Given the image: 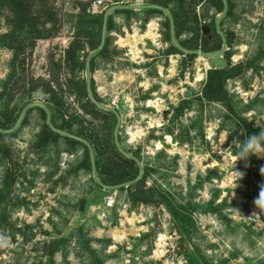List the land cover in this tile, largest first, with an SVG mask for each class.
Wrapping results in <instances>:
<instances>
[{
    "label": "rangeland",
    "instance_id": "rangeland-1",
    "mask_svg": "<svg viewBox=\"0 0 264 264\" xmlns=\"http://www.w3.org/2000/svg\"><path fill=\"white\" fill-rule=\"evenodd\" d=\"M236 1L238 20L233 23L231 17H227L223 24H219L222 33H233V44L231 47L226 45L225 50L232 51V64L251 58L258 50H264V0ZM77 2L49 0L43 8V14L50 10L57 13L58 30L51 37L38 39L25 58L24 79L37 89L24 101L47 102L48 95L43 88L52 73H56L54 62L64 59L65 49L72 41ZM126 2L146 4L145 0H123L121 3ZM104 3L101 10L111 8L109 0H104ZM202 4L196 5L199 14L203 10ZM170 6H174V2ZM171 7L167 10L170 11ZM134 9L138 17H133L129 23L124 16L115 15L122 32H111L112 46L120 53L112 62L105 61L90 74L97 93L103 98V103L120 114L119 128L124 144L133 147L140 144L146 160H153L160 149L166 151L167 169L159 181L179 200L188 194V181L194 183L198 176H205L208 169L217 172L210 182L205 181L203 187L196 190L195 195L196 201H205L212 196L213 189H218L217 201L226 199L222 211L228 215V222L215 213L194 212L198 227L194 241L208 258L215 261L226 259L225 264H247V257L264 259V197H259L264 180L258 177H253L250 182L244 180V162L236 158L238 147L234 146L239 131L229 140L228 132L219 128V109L222 106L215 102L205 107L206 116L210 113L213 116L203 121L204 139L197 135L192 142L178 143L163 131L169 123L165 112L177 105L190 87L198 90L202 86L209 68L207 58L200 53L192 60H183L184 55L180 53L166 56L169 41L163 39L162 21L168 14H156L143 25L141 8ZM209 12L210 15L214 13L215 17L219 15L213 9ZM6 14L8 11L0 10V34L8 30ZM202 25L207 23L203 22ZM185 37L183 33L181 38ZM11 57V50L0 46V82L9 72ZM67 74L66 69L60 70L61 79ZM227 87L242 104L250 103L252 109L244 115L254 126L258 128V124H264V55L259 59L257 69L249 68L240 77L228 79ZM64 97L78 109L74 96L65 94ZM114 99L116 101L113 103ZM193 114L194 110L186 111L182 120L187 122ZM170 115L171 112L168 117ZM29 116V121L13 138L15 157L26 177L20 175L11 192L21 204L10 212L14 227L0 229V264H67L62 251H57L53 262H50L42 249L43 243L51 237L66 236L81 225L88 237L111 239V244L106 248L111 256L106 259V264H185L178 249L174 223L163 205L140 204L131 207L125 199V191L116 188L94 187L89 192L92 185L90 174L83 171L78 175L65 176L77 155L63 150L59 156L60 168L51 175L54 162L48 156L55 154V150L36 149L34 142L41 118L36 110H32ZM152 133L158 138H154ZM176 154L179 157L177 165L173 166L171 161ZM251 166L253 171L264 174V170H261L264 157H255ZM2 169L3 164L0 163V179ZM152 179L147 178V185L151 184ZM81 197H85L86 201L83 209L79 204ZM258 198L260 203L255 205L254 201ZM64 215L67 217L66 223H63ZM55 224L60 228V233ZM26 225H30L34 232V237L27 241L23 232L30 235L31 228ZM19 228L22 230H15ZM150 231L154 232H151L153 239L145 238L144 243L134 246L138 237ZM151 239L152 249L146 252V241ZM92 245L99 248L101 244L93 241ZM67 247L68 264H82L77 254L82 249L74 242Z\"/></svg>",
    "mask_w": 264,
    "mask_h": 264
},
{
    "label": "trees",
    "instance_id": "trees-1",
    "mask_svg": "<svg viewBox=\"0 0 264 264\" xmlns=\"http://www.w3.org/2000/svg\"><path fill=\"white\" fill-rule=\"evenodd\" d=\"M48 1L0 0V10L8 11V14L5 15L8 30L0 34V46L8 48L12 52L9 72L0 82V163L3 164V173L0 179V229L14 227L10 220V212L21 202L18 198H14L11 192L19 176L26 177L19 160L15 157L13 138L19 129L29 121L30 112L36 110L40 114L41 123L34 146L42 151L55 150V154L51 153L48 156L54 162L51 175L60 168L59 156L62 150L76 154L75 161H72L66 170V177L78 175L84 171L90 174L92 181V185L88 189L89 192H92L94 187L109 190L116 188L118 191H125V199L131 207H137L140 204L163 205L174 223L178 234V249L185 259V264H225L226 259L215 261L208 258L200 245L194 241V236L198 231L194 212L215 213L226 222L229 221L228 215L222 211L226 199L217 201L218 189H213V194L208 200H195L196 190L202 188L205 181L210 182L217 172L214 169H208L205 176H198L194 183L188 181V194L179 200L175 193L168 187H163L162 182L159 181V177L167 169L168 155L166 151L160 149L154 155L153 160H146L141 152V145L133 147L124 144L121 138V129L118 128V143L131 156L122 152L115 138L116 112L112 109L99 107L89 95L87 76H83L86 73L87 58L90 55L89 69L92 74L101 64L105 61L112 62L120 53L119 49L112 46L111 32H122L121 24L115 21V15L124 16L128 23L133 17H138L134 8L126 6L130 3H121L123 0H109L111 2L109 6L113 9L107 16L106 35L102 47L99 48L102 43L106 10L92 12L90 9L91 0H78L72 41L65 49L64 59L54 62L56 73H52L43 88V91L48 95L47 102L41 105L33 103L34 101L31 99L24 101L25 97L32 96L37 89V86L24 79L25 58L32 51L38 39L51 37L58 30L56 27L57 13L49 9L47 14L46 11L43 14L42 10ZM171 2H174L172 7L170 6ZM226 2L227 10L219 24H223L227 17H231L233 23L238 20L237 1L226 0ZM145 3L156 4L166 9L171 7L169 13L172 21L167 15L162 21L163 39L169 41V46L165 50L166 56L180 53L184 55L183 60H192L197 54L185 52L173 42L172 24L174 36L178 40L177 44L184 49L218 50L223 44L222 34L226 39L227 46L231 47L233 44V33L230 31L222 34L218 32L216 28L218 16L215 17L214 13L210 15L209 12L213 9L215 13H222L225 0H145ZM200 3H203L201 14L196 10V5ZM141 10L143 25L156 14L165 13L160 7H143ZM43 15L46 16L43 17ZM203 22H206L210 27V36L202 34ZM183 33L186 34L184 39L181 38ZM231 54V50L224 52V57L228 60L226 67L208 68L200 89L194 90L190 87L186 96L177 105L171 107V110L165 112L164 116L168 118L169 123L165 125L163 131L171 135L176 142H192L197 135L204 139L203 121L206 117L213 116L210 112L206 116L205 107L215 102L222 106V109H219V128L228 132L229 140L233 139L234 134L238 131V139L243 138L241 133L248 135L258 131L253 122L244 115L246 111L252 109L250 103L244 105L241 100H237L236 95L229 91L227 82L228 79L240 77L249 68L257 69L264 50H258L251 58L236 64L231 63ZM62 68L68 72L64 79L60 78ZM90 89L94 98L103 103V98L96 91L92 75H90ZM65 94L74 96L78 109L74 103L67 101L64 97ZM27 105L29 106L27 107ZM188 110H194V114L188 117L187 122H184L182 116ZM169 112L171 115L168 117ZM48 117L53 127L49 125ZM152 136L158 138L153 133ZM92 156L98 180L93 174ZM178 157V154L172 157L171 164L173 166L177 165ZM254 161L255 156L250 157L243 165L246 182H250L253 177L264 180V174L253 171L251 163ZM148 177H153L149 185H147ZM125 183L127 184L125 185ZM85 202V197H81L79 200L80 209L84 208ZM66 222L67 217L64 215L63 223ZM26 226L31 228L30 225ZM54 227L58 233L61 232L57 224ZM83 229L84 226L81 225L66 236L51 237L49 241L44 242L42 249L49 261L53 262L55 253L62 251L64 260L68 264L67 246L74 242L79 249L83 250L77 252L82 264H106V259L111 256L106 252V248L111 244V239L88 237L84 234ZM15 230L21 231L22 228ZM151 232L153 231L138 237L134 246L141 242L144 243L145 238L154 236V232ZM23 235L25 241L31 240L32 236L34 237V232L31 228L30 235H26L25 232ZM12 236H14L13 232ZM152 239L146 241V252L152 249ZM93 241L100 243V247H94ZM113 253L116 254L115 251ZM246 261L247 264H264L262 258L247 257Z\"/></svg>",
    "mask_w": 264,
    "mask_h": 264
},
{
    "label": "water",
    "instance_id": "water-1",
    "mask_svg": "<svg viewBox=\"0 0 264 264\" xmlns=\"http://www.w3.org/2000/svg\"><path fill=\"white\" fill-rule=\"evenodd\" d=\"M126 6H127V7H132V8L160 7V8H162V9L168 14V16L170 17V19H171V21H172V18H171V15H170L169 11H168L166 8H163V7H161V6H159V5H156V4H142V5H139V4H128V5H126ZM112 9H113V8H109V9L106 11V13H105L102 43H101V45H100L99 48H101L102 45H103V43H104V39H105V35H106V22H107V16H108V14L111 12ZM226 10H227V2H226V0H225L224 10L222 11V13H220V14L218 15V17H217V21H216V28H217L218 32H220L221 34H222V31H221L220 28H219V21H220L221 17L225 14ZM171 31H172V40H173V42H174V43H175V44H176L181 50H183V51H185V52H195V53H200V54H202L203 56H205V57L207 58V63H208L209 68H214V67H216V68H222V67H226V66L228 65V60L226 59V57H224V52H225V50H226V39H225V37H224L223 34H222V36H223V44H222V47H221L220 49H218V50H214V51H201V50H188V49H184V48L180 47V46L177 44L176 38H175L174 33H173V24H172V29H171ZM202 34H203V35H208V36H209V34H210V27H209L208 25H202ZM89 57H90V55H89L88 58H87V66H86V76H87V83H88V91H89V95H90L91 99H92V100H93V101H94L99 107L107 108V109H112V110H114V111L116 112V115H117V125H116V129H115V138H116V142H117L118 147L120 148V150H121L122 152H124L125 154L131 156L129 153L125 152V151L122 149V147L120 146V144L118 143V140H117L118 128L120 127V120H121V118H120V114L118 113L117 110H115V109L112 108L111 106L98 102V101L94 98V96H93V94H92V91H91V89H90ZM33 103H38V102H33ZM33 103H31V104H33ZM31 104H29V105H31ZM40 104L43 105L42 103H40ZM29 105H27V107H28ZM27 107H26V108H27ZM26 108H25V109H26ZM25 109H24V110H25ZM48 123H49V125H50L51 127H53V126L51 125V123H50V119H49V117H48ZM60 132L63 133V134H67V135H69V136H73V137H75V138H78V139H80V140H82V141H85V140L82 139V138H79V137H76V136H74V135L68 134V133H66V132H64V131H60ZM91 155H92V152H91ZM139 164L142 166L141 162H139ZM92 166H93V174H94V177L98 180V177H97V174H96V170H95V166H94L93 156H92ZM126 184H127V183H125V185H126Z\"/></svg>",
    "mask_w": 264,
    "mask_h": 264
},
{
    "label": "clouds",
    "instance_id": "clouds-1",
    "mask_svg": "<svg viewBox=\"0 0 264 264\" xmlns=\"http://www.w3.org/2000/svg\"><path fill=\"white\" fill-rule=\"evenodd\" d=\"M242 139L234 143L235 147H238L236 158L247 163L250 157L261 158L264 157V124H258V131L256 133L244 135L241 133ZM235 141V138H234ZM264 170V166L261 167ZM259 197H264V185L260 186ZM255 205L260 203V199L254 201Z\"/></svg>",
    "mask_w": 264,
    "mask_h": 264
},
{
    "label": "built area",
    "instance_id": "built-area-1",
    "mask_svg": "<svg viewBox=\"0 0 264 264\" xmlns=\"http://www.w3.org/2000/svg\"><path fill=\"white\" fill-rule=\"evenodd\" d=\"M104 5H105L104 0H93V1H91L90 9L92 12H99L101 10V8L104 7ZM115 101H116L115 99L112 100L113 103ZM109 204H111V202Z\"/></svg>",
    "mask_w": 264,
    "mask_h": 264
},
{
    "label": "bare ground",
    "instance_id": "bare-ground-1",
    "mask_svg": "<svg viewBox=\"0 0 264 264\" xmlns=\"http://www.w3.org/2000/svg\"><path fill=\"white\" fill-rule=\"evenodd\" d=\"M154 36V35H153ZM136 39V38H135ZM134 42V41H133Z\"/></svg>",
    "mask_w": 264,
    "mask_h": 264
},
{
    "label": "flooded vegetation",
    "instance_id": "flooded-vegetation-1",
    "mask_svg": "<svg viewBox=\"0 0 264 264\" xmlns=\"http://www.w3.org/2000/svg\"><path fill=\"white\" fill-rule=\"evenodd\" d=\"M210 31H211V29H210ZM210 36V35H209Z\"/></svg>",
    "mask_w": 264,
    "mask_h": 264
}]
</instances>
